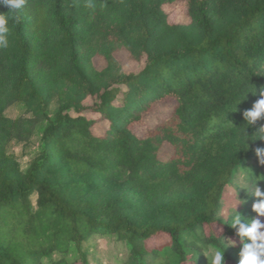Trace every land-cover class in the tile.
Returning <instances> with one entry per match:
<instances>
[{"label": "trees", "instance_id": "1", "mask_svg": "<svg viewBox=\"0 0 264 264\" xmlns=\"http://www.w3.org/2000/svg\"><path fill=\"white\" fill-rule=\"evenodd\" d=\"M176 1L26 0L19 23L9 19L10 47L0 50V264H45L71 249L72 258L49 264H89L81 246L98 234L127 244L117 264H209L216 247H225V264H238L242 245L224 241L236 236L237 213L221 221L218 212L238 167L264 147V120L243 118L264 88V0H182L185 23L162 9ZM119 51L139 69L124 71ZM167 99L169 112L138 135L133 126ZM17 101L24 113L4 115ZM41 122L39 149L22 169L6 146ZM252 192L242 217L256 216L261 198Z\"/></svg>", "mask_w": 264, "mask_h": 264}, {"label": "rangeland", "instance_id": "2", "mask_svg": "<svg viewBox=\"0 0 264 264\" xmlns=\"http://www.w3.org/2000/svg\"><path fill=\"white\" fill-rule=\"evenodd\" d=\"M162 9L166 12L168 21L171 22H189V16L187 13L186 3L182 0H178L173 3H165ZM117 59L122 64L124 71H137L141 65L140 61L132 60L129 57V53L126 51H119L116 54ZM95 66L101 69L105 66L104 59L97 57L94 59ZM171 100H161L156 102L151 108H149L144 114L142 121L139 124L134 125V131L138 135H144L146 129L152 127L157 121L161 120L171 109ZM58 105L57 99H53L49 105L48 112L50 116L53 115ZM24 113L23 103L20 101L14 102L4 110V115L10 118H15ZM45 126V122H41L36 125L32 135L27 141L11 140L6 146L7 153L14 154L17 162L22 169H25L33 156L39 149L40 136ZM102 124H96L95 129L100 128ZM171 153V147L165 145L161 152V156H168ZM250 171L258 176H264V165L259 163L256 153H253L240 167L236 170L233 177L224 189L220 201V209L218 212V218L221 221L229 220L237 212H244L249 206L250 200L253 195V184ZM257 185L264 190V180H258ZM31 204L33 209L36 207L35 195L31 197ZM235 241L236 244H241L239 238L233 235H225L224 241L228 244ZM82 250L87 253V260L89 264H117L122 261L127 255V244L124 241H120L114 234H98L92 236L88 241L83 242L81 246ZM209 249L207 255H211ZM75 255V249H71L67 253L52 252L49 256L43 257L41 260L45 264H49L50 261L56 260L59 257H66L68 259Z\"/></svg>", "mask_w": 264, "mask_h": 264}, {"label": "clouds", "instance_id": "3", "mask_svg": "<svg viewBox=\"0 0 264 264\" xmlns=\"http://www.w3.org/2000/svg\"><path fill=\"white\" fill-rule=\"evenodd\" d=\"M26 0H0V6L8 9L0 12V50H6L10 47L11 27L9 19L18 24L20 17L16 15L17 10L24 7ZM256 93V89L252 91ZM260 98L257 99L251 109L243 112V118L246 126L256 124L258 121L264 120V88L259 90ZM240 101V100H239ZM257 136L264 139V124H261ZM256 156L261 165H264V147L255 149ZM258 180H264V176H257L252 179L254 195L261 198L258 202L253 203L252 210L256 216L252 218L242 217L237 214L233 217L230 227L235 229V235L239 238L242 247L239 250L238 264H264V222L259 217H264V190L257 185ZM243 221V222H242ZM238 226V227H237ZM228 245H235V241ZM225 247H216L211 251V255H207L209 264H225L224 256Z\"/></svg>", "mask_w": 264, "mask_h": 264}]
</instances>
